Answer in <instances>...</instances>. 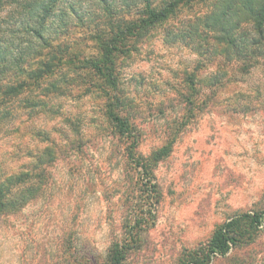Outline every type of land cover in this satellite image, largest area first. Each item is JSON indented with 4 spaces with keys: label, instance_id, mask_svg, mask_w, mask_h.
I'll list each match as a JSON object with an SVG mask.
<instances>
[{
    "label": "rangeland",
    "instance_id": "obj_1",
    "mask_svg": "<svg viewBox=\"0 0 264 264\" xmlns=\"http://www.w3.org/2000/svg\"><path fill=\"white\" fill-rule=\"evenodd\" d=\"M99 6L102 17L87 15L85 25L56 34L58 89H47L46 80L25 93L36 105L22 95L11 104L0 133L1 173L32 169L33 155L51 144L47 138L63 151L45 171L37 198L0 219V264L105 258L112 236L122 233L138 179L109 109L131 120L139 152L170 149L155 168L162 195L155 223L125 264H177L229 218L264 212V57L241 59L212 37L175 38L207 10L197 2L130 40L131 49L116 59L112 88L92 62L101 56L96 35L106 26ZM212 264H264V227Z\"/></svg>",
    "mask_w": 264,
    "mask_h": 264
},
{
    "label": "trees",
    "instance_id": "obj_2",
    "mask_svg": "<svg viewBox=\"0 0 264 264\" xmlns=\"http://www.w3.org/2000/svg\"><path fill=\"white\" fill-rule=\"evenodd\" d=\"M197 2H205L207 10L195 16L188 30L173 35L175 38H190L189 43H193L197 35L212 37L216 45L226 46L225 51L241 59L264 57V0H0V133L14 112L13 101L21 95L29 99L30 94L25 93H35L46 80L47 89H58L56 69L61 57L55 52L56 34L69 25H85L87 15L98 13L102 17L95 9L98 5L106 16V26L96 35L101 56L92 62L105 83L116 88V59L131 49L130 40L177 16L183 8L191 10ZM121 13L125 14L115 21L113 17ZM28 101H33L32 106L37 103L35 97ZM107 115L126 143L127 165L138 174L134 188L138 194L134 191L122 233L112 236L105 258L86 264H125L130 253L140 248L142 234L154 225L156 207L162 199L155 168L170 152L168 144L149 155L139 152L131 120L115 109H109ZM47 139L51 144L33 155L32 169L10 175L0 172V219L22 210L46 185L45 171L63 151ZM262 227L263 211L239 213L218 225L207 240L187 248L177 264H212L215 257H225L233 247L254 241Z\"/></svg>",
    "mask_w": 264,
    "mask_h": 264
}]
</instances>
